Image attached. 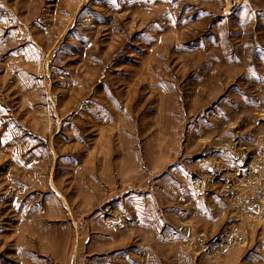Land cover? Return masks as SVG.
Returning a JSON list of instances; mask_svg holds the SVG:
<instances>
[{"label": "rangeland", "instance_id": "obj_1", "mask_svg": "<svg viewBox=\"0 0 264 264\" xmlns=\"http://www.w3.org/2000/svg\"><path fill=\"white\" fill-rule=\"evenodd\" d=\"M226 5L0 0V264H264V0Z\"/></svg>", "mask_w": 264, "mask_h": 264}, {"label": "crops", "instance_id": "obj_2", "mask_svg": "<svg viewBox=\"0 0 264 264\" xmlns=\"http://www.w3.org/2000/svg\"><path fill=\"white\" fill-rule=\"evenodd\" d=\"M239 147H236V144H229L227 150L230 153L229 158L232 159L229 161L232 163V165L235 162V170L238 171L237 175L240 174H248L251 178H256V181H259V184H264L261 180H264V149L260 151V153L257 155H253L252 153L248 152L246 148H242L240 142L237 143ZM245 147V146H243ZM244 149V150H243ZM259 149V148H258ZM259 152V151H258ZM225 155V154H224ZM229 175H232L229 173ZM235 177L236 175H232ZM110 241V240H109ZM111 244H105L102 245V249H99L102 251L103 249H107ZM147 251V250H146ZM148 252V251H147ZM146 254V253H145ZM123 255V254H122ZM122 255L120 257L117 256H110L109 259H97V264H115L113 263L112 259L118 258L120 260L122 258ZM147 256V255H146ZM127 260H122L123 262L126 261L127 264H130L129 261H133V258L131 256H123ZM148 258V256H147ZM123 262H119L118 264H122ZM136 263V262H135Z\"/></svg>", "mask_w": 264, "mask_h": 264}, {"label": "built area", "instance_id": "obj_3", "mask_svg": "<svg viewBox=\"0 0 264 264\" xmlns=\"http://www.w3.org/2000/svg\"><path fill=\"white\" fill-rule=\"evenodd\" d=\"M240 7V0H227L226 10L229 15L236 14Z\"/></svg>", "mask_w": 264, "mask_h": 264}]
</instances>
